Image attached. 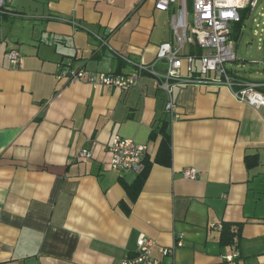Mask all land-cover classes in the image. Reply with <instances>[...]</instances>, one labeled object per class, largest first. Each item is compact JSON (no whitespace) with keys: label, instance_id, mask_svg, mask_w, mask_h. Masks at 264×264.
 Wrapping results in <instances>:
<instances>
[{"label":"crops","instance_id":"0c3cea01","mask_svg":"<svg viewBox=\"0 0 264 264\" xmlns=\"http://www.w3.org/2000/svg\"><path fill=\"white\" fill-rule=\"evenodd\" d=\"M231 31L228 70L264 91V0ZM0 36V264H122L142 236L154 255L181 236L160 264H264L262 110L225 86L187 84L173 89L179 115L170 121L151 74L128 91L57 78L66 61L116 74L151 63L171 39L168 12L154 0H11ZM240 36L257 39L250 63L232 43ZM116 134L147 145L149 169L134 200L125 187L137 175L109 165ZM81 149L92 157H79ZM254 154L258 163L246 167ZM215 222L240 226L237 241L223 244Z\"/></svg>","mask_w":264,"mask_h":264},{"label":"built area","instance_id":"2783aa9c","mask_svg":"<svg viewBox=\"0 0 264 264\" xmlns=\"http://www.w3.org/2000/svg\"><path fill=\"white\" fill-rule=\"evenodd\" d=\"M10 1L0 0V13L6 11ZM187 2L188 0H154L156 9L169 13L171 39L159 44L151 63H140L127 74H116L86 72L83 67L66 61L58 64V80L73 82L84 79L93 86L128 91L138 84L144 74H151L157 88L165 93L164 110L170 121H174L179 115L173 96L174 87L187 84L225 86L237 100L262 110L264 117V91L258 89L259 84L233 76L226 65L227 62L236 60L229 39L232 25L241 21L242 10L251 12L257 0H191V19ZM7 59L10 65H18V51L8 50ZM197 61L198 65H195ZM158 63L165 65L161 72L154 70ZM260 66L264 69V60L260 62ZM146 150V144L116 134L108 146L109 165L113 169L139 175L146 168ZM78 156L89 159L92 152L81 149ZM196 173L195 168L183 169L187 178H195ZM222 226L221 222L210 225L211 228L218 229H222ZM136 244L135 255L123 258L122 264H160L161 257L173 255L183 242L181 236H178L172 246L158 247L159 255L153 254V241L150 238L142 236ZM236 255V252H232L225 258L231 260Z\"/></svg>","mask_w":264,"mask_h":264},{"label":"trees","instance_id":"16d2710c","mask_svg":"<svg viewBox=\"0 0 264 264\" xmlns=\"http://www.w3.org/2000/svg\"><path fill=\"white\" fill-rule=\"evenodd\" d=\"M246 12H247V10L241 11V21H242L243 17L245 16ZM240 22L233 24L232 29H233L234 25L239 24ZM159 133L162 135L161 136V144H162L163 148L166 146L169 147L170 134L168 133V125H167L166 121H164L162 123V125L159 129ZM244 162H245L246 167H248V168L254 167L258 163L256 154L246 155L244 157ZM148 169H149V164H146V168H145L144 172L137 175V177L134 179V181L132 183L126 185V187H125L126 193L131 200H134L137 197L138 193L140 192L141 187H142V185H143V183L147 177ZM239 234H240V226L234 227L233 225L230 226L229 224H226V225H224V227L221 231L220 241L223 244L235 243L237 241V239L239 238Z\"/></svg>","mask_w":264,"mask_h":264},{"label":"rangeland","instance_id":"374dc122","mask_svg":"<svg viewBox=\"0 0 264 264\" xmlns=\"http://www.w3.org/2000/svg\"><path fill=\"white\" fill-rule=\"evenodd\" d=\"M187 9L189 12V19H191V0H188L187 2ZM233 44H237L236 46V51H237V55L239 57H242V59L246 60V63H250L249 60L252 59L251 56H255V57H259L258 56V51L256 49L257 47V39L256 37L251 40L248 41V43H246L245 38H241V36L237 39V41H232ZM250 50V51H249ZM233 51H235L234 47H233ZM229 62L226 63V65L228 66Z\"/></svg>","mask_w":264,"mask_h":264}]
</instances>
